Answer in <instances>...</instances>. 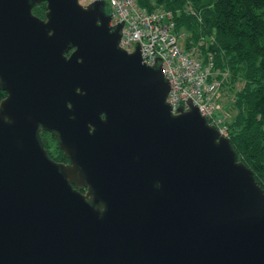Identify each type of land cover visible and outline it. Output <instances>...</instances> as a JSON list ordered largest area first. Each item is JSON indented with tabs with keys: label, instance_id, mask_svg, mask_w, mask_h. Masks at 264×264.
<instances>
[{
	"label": "water",
	"instance_id": "obj_1",
	"mask_svg": "<svg viewBox=\"0 0 264 264\" xmlns=\"http://www.w3.org/2000/svg\"><path fill=\"white\" fill-rule=\"evenodd\" d=\"M109 20L104 0H0V264H264L252 170Z\"/></svg>",
	"mask_w": 264,
	"mask_h": 264
},
{
	"label": "trees",
	"instance_id": "obj_2",
	"mask_svg": "<svg viewBox=\"0 0 264 264\" xmlns=\"http://www.w3.org/2000/svg\"><path fill=\"white\" fill-rule=\"evenodd\" d=\"M137 2L148 10H170L175 30L185 36L183 45L203 40L216 66L228 70L223 87L231 101L225 109L228 138L237 159L252 170L264 191V0ZM44 12L45 2L32 7L38 17L43 18ZM5 95L0 89V99Z\"/></svg>",
	"mask_w": 264,
	"mask_h": 264
},
{
	"label": "built area",
	"instance_id": "obj_3",
	"mask_svg": "<svg viewBox=\"0 0 264 264\" xmlns=\"http://www.w3.org/2000/svg\"><path fill=\"white\" fill-rule=\"evenodd\" d=\"M91 1L78 0L83 5ZM104 1L110 14L109 25L122 24L119 47L131 52L137 43L141 62L153 65L160 60L161 71L169 83L166 100L172 110L179 106L187 109V100H191L199 113L228 137L229 114L222 100L229 72L216 66L213 54L204 49V41H190L184 46L185 36L175 30L170 10H148L137 0Z\"/></svg>",
	"mask_w": 264,
	"mask_h": 264
},
{
	"label": "flooded vegetation",
	"instance_id": "obj_4",
	"mask_svg": "<svg viewBox=\"0 0 264 264\" xmlns=\"http://www.w3.org/2000/svg\"><path fill=\"white\" fill-rule=\"evenodd\" d=\"M40 134L43 135L44 139L42 143L48 153V155L57 162L65 164L69 163V159L64 155L63 151L59 148L55 135L49 131L41 130ZM61 153V157H60ZM81 192L85 191V188L80 189Z\"/></svg>",
	"mask_w": 264,
	"mask_h": 264
},
{
	"label": "rangeland",
	"instance_id": "obj_5",
	"mask_svg": "<svg viewBox=\"0 0 264 264\" xmlns=\"http://www.w3.org/2000/svg\"><path fill=\"white\" fill-rule=\"evenodd\" d=\"M86 3H87V2H85V4H86ZM223 95H224V93H223ZM230 96H231V95H230ZM229 99H230V98H229ZM222 101H223V104H222V105L224 106L225 109H226V107L228 106V104L231 103V101H228L227 97H225V96L223 97V100H222Z\"/></svg>",
	"mask_w": 264,
	"mask_h": 264
},
{
	"label": "clouds",
	"instance_id": "obj_6",
	"mask_svg": "<svg viewBox=\"0 0 264 264\" xmlns=\"http://www.w3.org/2000/svg\"><path fill=\"white\" fill-rule=\"evenodd\" d=\"M156 187H157V188H159V187H160V185H159V184H157V185H156Z\"/></svg>",
	"mask_w": 264,
	"mask_h": 264
}]
</instances>
